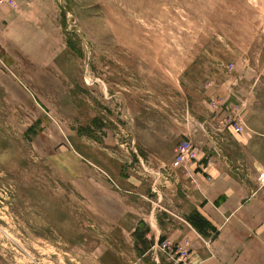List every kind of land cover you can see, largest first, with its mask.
<instances>
[{"label":"rangeland","instance_id":"374dc122","mask_svg":"<svg viewBox=\"0 0 264 264\" xmlns=\"http://www.w3.org/2000/svg\"><path fill=\"white\" fill-rule=\"evenodd\" d=\"M11 1L0 264H264L254 229L223 251L186 219L180 174L264 187V0Z\"/></svg>","mask_w":264,"mask_h":264},{"label":"crops","instance_id":"0c3cea01","mask_svg":"<svg viewBox=\"0 0 264 264\" xmlns=\"http://www.w3.org/2000/svg\"><path fill=\"white\" fill-rule=\"evenodd\" d=\"M180 174L184 186L190 188L188 191L183 189L185 194H182L183 201L187 204L183 209L188 217L186 219L191 218L192 223H198V227L207 228L211 232L219 229L214 242L218 249L223 250L221 244H227V250L233 248L234 244H245L238 237L240 230L237 229L240 228L247 235L254 229L255 235L251 243H264V235L258 234L264 229V187L258 189L251 184L247 179L250 175L239 177V174L228 172L205 174L197 171L190 174L192 177L189 179L188 175L182 172ZM253 178L256 179L255 175L249 177ZM192 179L195 185L190 181ZM191 227L193 228L192 225ZM184 231L187 232L186 227Z\"/></svg>","mask_w":264,"mask_h":264},{"label":"built area","instance_id":"2783aa9c","mask_svg":"<svg viewBox=\"0 0 264 264\" xmlns=\"http://www.w3.org/2000/svg\"><path fill=\"white\" fill-rule=\"evenodd\" d=\"M9 1L11 2V4H14V2L11 0H0V3L3 4ZM235 130H238V126L235 128ZM197 156L198 148L195 146V144L189 139L183 140L176 148L172 165L173 167L187 166L191 162L195 161L198 158Z\"/></svg>","mask_w":264,"mask_h":264},{"label":"trees","instance_id":"16d2710c","mask_svg":"<svg viewBox=\"0 0 264 264\" xmlns=\"http://www.w3.org/2000/svg\"><path fill=\"white\" fill-rule=\"evenodd\" d=\"M199 221H200V219H199ZM197 225L199 226V224L197 223Z\"/></svg>","mask_w":264,"mask_h":264}]
</instances>
